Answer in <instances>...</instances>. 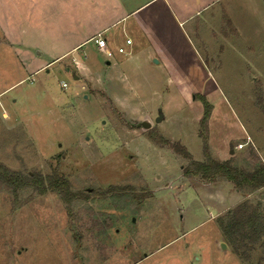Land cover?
<instances>
[{"label":"rangeland","instance_id":"obj_1","mask_svg":"<svg viewBox=\"0 0 264 264\" xmlns=\"http://www.w3.org/2000/svg\"><path fill=\"white\" fill-rule=\"evenodd\" d=\"M151 1L0 0V164L57 172L83 196L69 210L57 192L0 183V264H243L221 246L218 218L246 199L264 203V188L186 178L189 161L174 146L196 161L207 150L248 171L264 164V0H166L191 16L184 30L209 70L172 80L154 59L120 62L146 43L136 18L161 15ZM100 35L111 58L96 47ZM85 38L65 59L38 54ZM171 47L160 48L180 61L170 75L184 76L192 56Z\"/></svg>","mask_w":264,"mask_h":264},{"label":"trees","instance_id":"obj_2","mask_svg":"<svg viewBox=\"0 0 264 264\" xmlns=\"http://www.w3.org/2000/svg\"><path fill=\"white\" fill-rule=\"evenodd\" d=\"M201 100L204 106V115L200 119V124L206 128L212 114V106L205 97ZM155 137V135L152 136L153 139ZM159 139L161 143L169 144L162 137ZM174 147L189 161L183 169V175L186 178H199L205 183H217L221 180L229 181L238 192L246 194L264 188V164L254 171H248L235 166L232 160L222 161L213 158L207 150V158L202 162L194 160L181 144H175ZM0 183L13 188L15 194L25 188H33L39 195H44L49 191L57 192L61 195L69 210L76 200L83 199L81 193H75L71 190L69 180L63 178L57 172L47 176L31 173L23 175L10 172L7 167L0 164ZM218 223L222 229L225 242L243 264H252L251 261L255 253L262 254L258 264L264 262L263 202L255 203L246 199L219 217Z\"/></svg>","mask_w":264,"mask_h":264},{"label":"crops","instance_id":"obj_3","mask_svg":"<svg viewBox=\"0 0 264 264\" xmlns=\"http://www.w3.org/2000/svg\"><path fill=\"white\" fill-rule=\"evenodd\" d=\"M152 1L149 2L148 7L154 5L159 10V11L157 10L154 11L157 14H161V15L157 16L156 14L151 12L150 13L151 21H146L144 17L143 20L140 17L136 18V27H138L140 30L143 31L142 34L146 38L145 39L146 43H140L138 45L139 48H134V49L130 48L127 54L128 55L127 58L125 60L122 59V61L120 60L119 61L122 63L127 61L129 57L134 58L136 56V61L142 59V61L147 65L149 62H152V60L154 59L156 65H158V69L156 71L163 70L165 73H167L166 75L168 80L192 79V78L203 79L205 75H209V70L206 68V64H204L202 57L199 54L195 53L194 51H191L193 48L188 38L189 35L184 30V24L190 19L191 16L183 13V11L180 9H175L173 6H171V4L169 5L168 1L166 0H156L153 2ZM157 2H161V4H157ZM213 3L214 2H211L209 5H212ZM137 11L138 9L136 10V15L138 13ZM92 37L93 36H91L89 39H92ZM89 39L87 38L82 39L80 42L75 43L71 47L67 48L58 56H50L51 52L49 49L39 51L38 54L41 55L43 53L45 56L47 55L48 58L52 57L51 59L57 57L55 58L56 60L65 59L66 57H68L69 53L77 52L78 50H80L82 45L88 42ZM127 39L132 40L131 45L134 44V40L132 38L127 37ZM167 45L172 46L170 50L175 49L174 51L178 53V58L187 55L192 56L190 61L191 64L187 68L184 76H177L172 78V76L170 75L171 73H173V70H176L177 68L181 70V65H177L180 63V61H178L177 58L173 59L175 55H166L160 49L162 48L164 52H166ZM48 52H50V54ZM83 59L84 58L82 56L75 55L72 60L78 63V65L79 64L83 65L82 62ZM52 62L53 61L50 62L46 61L43 64H49ZM110 62L112 63V61L110 60L107 61V64H110ZM120 62H118L115 65L119 67L118 64Z\"/></svg>","mask_w":264,"mask_h":264},{"label":"built area","instance_id":"obj_4","mask_svg":"<svg viewBox=\"0 0 264 264\" xmlns=\"http://www.w3.org/2000/svg\"><path fill=\"white\" fill-rule=\"evenodd\" d=\"M95 44H96V47L99 51H101L104 55H106L108 58H111L113 56L111 50L109 49V46H108V42L107 40L103 37V36H97L95 39ZM126 44L128 45H131L132 44V40L131 39H127L126 40ZM119 52L120 53H126L125 52V49L123 47H120L119 48ZM65 86V84H64ZM244 145H239V148H243Z\"/></svg>","mask_w":264,"mask_h":264},{"label":"water","instance_id":"obj_5","mask_svg":"<svg viewBox=\"0 0 264 264\" xmlns=\"http://www.w3.org/2000/svg\"><path fill=\"white\" fill-rule=\"evenodd\" d=\"M162 118H163V115H162V113H160V116H159V118H158V120H157V123L160 122V121L162 120ZM143 127H144V128H150V127H151V123H149V122H147V121H144V122H143ZM231 153H233V150H231ZM221 246H222L223 248H227L228 244H227L225 241H223V242L221 243Z\"/></svg>","mask_w":264,"mask_h":264}]
</instances>
